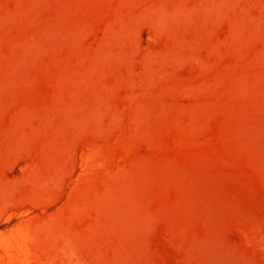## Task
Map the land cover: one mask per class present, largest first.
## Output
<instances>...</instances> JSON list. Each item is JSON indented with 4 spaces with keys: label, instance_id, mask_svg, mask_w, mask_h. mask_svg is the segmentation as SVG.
I'll return each instance as SVG.
<instances>
[{
    "label": "rangeland",
    "instance_id": "rangeland-1",
    "mask_svg": "<svg viewBox=\"0 0 264 264\" xmlns=\"http://www.w3.org/2000/svg\"><path fill=\"white\" fill-rule=\"evenodd\" d=\"M0 264H264V0H0Z\"/></svg>",
    "mask_w": 264,
    "mask_h": 264
}]
</instances>
